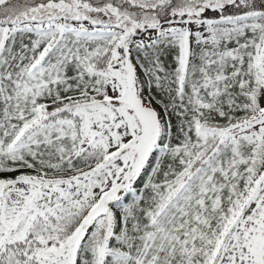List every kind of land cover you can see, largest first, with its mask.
Masks as SVG:
<instances>
[{"label":"snow or ice","instance_id":"6c2138e0","mask_svg":"<svg viewBox=\"0 0 264 264\" xmlns=\"http://www.w3.org/2000/svg\"><path fill=\"white\" fill-rule=\"evenodd\" d=\"M0 264H264V0H0Z\"/></svg>","mask_w":264,"mask_h":264}]
</instances>
